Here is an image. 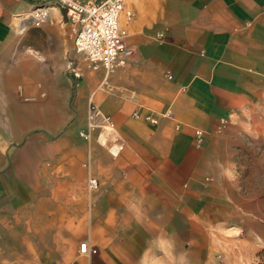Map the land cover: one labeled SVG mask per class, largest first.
<instances>
[{
  "label": "crops",
  "instance_id": "0c3cea01",
  "mask_svg": "<svg viewBox=\"0 0 264 264\" xmlns=\"http://www.w3.org/2000/svg\"><path fill=\"white\" fill-rule=\"evenodd\" d=\"M38 5L0 0V95L4 82L12 93L26 79L56 83L52 61L73 51L74 27L63 11L54 8L41 29L24 26L29 20L21 16ZM126 9L135 14L132 21L121 18L134 50L126 67L86 74L78 86L63 80L60 93L48 83L42 100L3 114L17 117L19 134L7 141L18 142L32 127L56 121V110L82 118L93 102L112 118L119 139L115 145L97 136L74 141L72 129L60 140L28 142L35 154L43 148L67 156L66 172L44 180L36 203L17 221L18 210L0 203V264H138L154 259L156 245L168 238L173 245L166 252L178 259L180 225L190 235L208 221V172L225 156L221 149L237 118L264 103V0H128ZM23 34L33 43L19 44ZM44 35L50 42L37 43ZM20 46L28 54L19 55ZM149 115L158 124L144 119ZM223 122L229 131L217 138ZM196 131L203 133L201 144ZM30 169L26 163L15 184ZM92 177L100 182L97 191L87 187ZM64 209L71 213L67 228L52 229V217ZM82 242L96 254L80 255Z\"/></svg>",
  "mask_w": 264,
  "mask_h": 264
},
{
  "label": "rangeland",
  "instance_id": "374dc122",
  "mask_svg": "<svg viewBox=\"0 0 264 264\" xmlns=\"http://www.w3.org/2000/svg\"><path fill=\"white\" fill-rule=\"evenodd\" d=\"M32 24L30 20L25 22L24 26L31 30L45 26L35 27ZM25 37V34L19 36V44L23 46L33 43L32 40L25 41ZM38 39L39 44L50 42L45 35ZM20 49L22 51L19 55L24 51L28 54V47L20 46ZM66 54L67 51L63 52L60 59L57 57L52 61V68L55 69L53 74L58 76V81H47V85L49 83L57 87V93H60L63 80L72 81L65 71ZM15 60L12 64L14 67L18 63V57ZM56 64L60 70L56 69ZM10 69L13 70V67ZM92 73L96 72H86L88 75ZM26 85H34L35 90L28 92ZM47 85L43 78L35 82L26 79L13 84L15 93H12L11 86L4 82V91L2 90L0 95V141L4 144L0 146V203L18 210L14 217L16 221L36 203L37 191L41 190L44 180L49 176L52 178L59 173L64 174L68 161L67 156L62 155V158L58 159L57 153L54 156L45 154L43 148L39 149L37 154L31 148L27 151L28 142L35 139L42 145L43 142L60 140L72 129V140H81L77 129L86 121L87 114L82 118L75 116L70 120L56 110V121L51 118L47 127H32L18 142H8V137L19 134L15 131L17 117L3 114L16 111L15 105L24 111L27 106L42 100L50 93ZM3 102L9 105L4 107ZM234 123H237L238 128L226 136L229 146L221 149L225 156L220 157L216 169L208 172V180L205 182L212 205V208L205 212V219L208 221H199L201 225H197L190 235H186V227L180 225L178 259H170L166 252L167 248L173 245L168 238L169 242L163 239L156 245L154 259L139 260L138 264H264V103L247 111ZM229 124L231 127L232 122ZM228 131L227 127L218 131L217 138L223 137ZM26 163H31L30 174L24 181L20 180L19 185L15 184L14 175L20 177L19 173L23 171ZM21 182L29 184L24 188ZM57 199L58 196H52V203ZM64 211L63 216H57L56 220L52 217V229L67 228L65 220L69 221L71 213L66 209ZM84 219H87V215Z\"/></svg>",
  "mask_w": 264,
  "mask_h": 264
},
{
  "label": "built area",
  "instance_id": "2783aa9c",
  "mask_svg": "<svg viewBox=\"0 0 264 264\" xmlns=\"http://www.w3.org/2000/svg\"><path fill=\"white\" fill-rule=\"evenodd\" d=\"M33 1L39 3L29 14L35 27H41L49 20L53 8L63 11L66 19L74 27L73 51L67 56L66 72L75 86L83 81L88 71L103 70L110 74L131 62L134 50L127 41V31L120 23L122 15L129 21L134 19V13L126 11L128 0ZM134 117L140 118V115L135 114ZM144 119L151 124L159 122L150 115ZM225 126L226 123L223 122L219 130ZM77 135L83 141H89L97 135L103 145H115L119 139L112 118L93 102L89 105L85 124L77 129ZM196 136L201 144L203 133L196 131ZM87 186L89 190L97 191L100 182L92 177L88 180ZM96 252L86 242L79 244L80 255H91Z\"/></svg>",
  "mask_w": 264,
  "mask_h": 264
},
{
  "label": "bare ground",
  "instance_id": "6f19581e",
  "mask_svg": "<svg viewBox=\"0 0 264 264\" xmlns=\"http://www.w3.org/2000/svg\"><path fill=\"white\" fill-rule=\"evenodd\" d=\"M53 10H54V8L52 9V11H53ZM126 11H130V10H126ZM130 12H132V11H130ZM123 16L125 17V19H126L127 21H129V20L126 18L125 15H122V17H123ZM122 17H121V18H122ZM21 18H23V20H29V21H30V19H31V18H30V15H23V16H21ZM49 19H50V18H49ZM132 20H133V19H132ZM132 20H131V21H132ZM48 21H49V20H48ZM48 21H47V22H48ZM47 22H46V23H47ZM46 23H45V24H46ZM120 23H121V22H120ZM33 25H34V24H33ZM43 25H44V24H43ZM43 25H42V26H43ZM42 26H41V27H42ZM66 71H67V64H66ZM87 244H88V243H87Z\"/></svg>",
  "mask_w": 264,
  "mask_h": 264
}]
</instances>
